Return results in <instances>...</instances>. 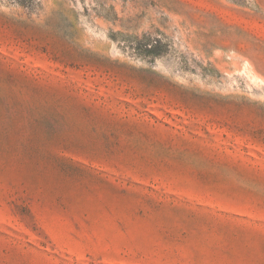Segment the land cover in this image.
I'll return each instance as SVG.
<instances>
[{
    "label": "rangeland",
    "instance_id": "obj_1",
    "mask_svg": "<svg viewBox=\"0 0 264 264\" xmlns=\"http://www.w3.org/2000/svg\"><path fill=\"white\" fill-rule=\"evenodd\" d=\"M0 264H264V0H0Z\"/></svg>",
    "mask_w": 264,
    "mask_h": 264
}]
</instances>
